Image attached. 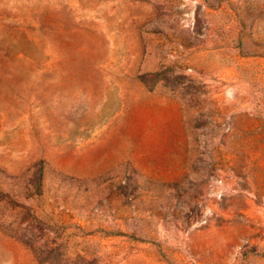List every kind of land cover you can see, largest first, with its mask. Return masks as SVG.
Wrapping results in <instances>:
<instances>
[{"label": "rangeland", "instance_id": "374dc122", "mask_svg": "<svg viewBox=\"0 0 264 264\" xmlns=\"http://www.w3.org/2000/svg\"><path fill=\"white\" fill-rule=\"evenodd\" d=\"M0 264H264V0H0Z\"/></svg>", "mask_w": 264, "mask_h": 264}]
</instances>
